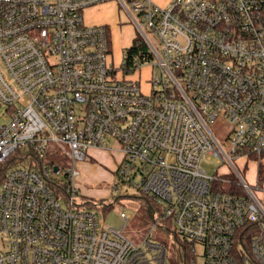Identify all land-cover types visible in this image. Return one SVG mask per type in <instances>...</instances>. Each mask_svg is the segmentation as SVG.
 I'll return each instance as SVG.
<instances>
[{"label":"built area","instance_id":"2783aa9c","mask_svg":"<svg viewBox=\"0 0 264 264\" xmlns=\"http://www.w3.org/2000/svg\"><path fill=\"white\" fill-rule=\"evenodd\" d=\"M108 1L0 0V264H166L163 219L188 264H264L263 199L244 177L264 156V0H116L156 59L147 91L111 63L109 26L83 20ZM50 143L67 167L40 161ZM90 148L116 152V176L159 206L140 240L75 202ZM211 157L226 170L206 174Z\"/></svg>","mask_w":264,"mask_h":264},{"label":"rangeland","instance_id":"374dc122","mask_svg":"<svg viewBox=\"0 0 264 264\" xmlns=\"http://www.w3.org/2000/svg\"><path fill=\"white\" fill-rule=\"evenodd\" d=\"M154 1L162 4L166 0ZM83 20L85 23H106L109 26L112 43L111 55L109 57L111 63L116 66H120L124 60L126 48L131 45L135 37L140 36L129 14L122 6L117 4L116 0L87 7L83 11ZM148 35L152 41L155 40L153 33H149ZM155 62L156 59L153 58L150 62L136 68L130 75L140 81V86L143 91H147L148 89L147 79L159 73L158 66L156 64L153 66ZM227 128L228 122L224 120L217 121L212 126V129L220 138L224 136ZM112 143L113 139L109 138L108 146H112ZM61 148L64 150L67 158H69L67 155L68 146L64 144ZM20 156L18 152L15 154V157L20 158ZM119 159V155L108 148L88 149L85 159L77 161L76 163L79 174L76 177L78 192L75 195V202L77 204L82 203L85 207L94 211L102 227L120 228L123 226L122 233L132 240L138 241L149 232L151 223L146 227L145 234L142 237H137V232L132 226L131 221L138 215L141 205H146V201L139 191L133 186L122 182L116 176L115 169ZM241 162L239 160L237 164L239 165ZM254 163L255 161H248L244 176L251 186L256 184L257 166H254ZM200 167L208 175H214L215 173L226 170L224 166H219L215 157L202 159ZM50 179L55 184L67 182V177L62 172L60 174L52 173ZM61 202L63 203V199ZM88 202H91V204L88 205ZM262 202L264 206V201ZM125 217H128L127 221ZM163 224H165V221L160 225ZM153 230L155 239L161 241L162 238V240L169 243L173 242L172 233L170 236H167L166 230L163 227L158 226ZM150 234L152 235V232ZM196 249L199 251V248Z\"/></svg>","mask_w":264,"mask_h":264},{"label":"trees","instance_id":"16d2710c","mask_svg":"<svg viewBox=\"0 0 264 264\" xmlns=\"http://www.w3.org/2000/svg\"><path fill=\"white\" fill-rule=\"evenodd\" d=\"M153 59L151 51L148 49L147 44L141 39L140 36H137L132 41L131 45L125 50V58L122 61L123 71L126 73H133L136 68H139L143 64L150 62ZM20 150H16L15 154ZM15 154L12 157H15ZM68 159V160H67ZM40 161L46 162L51 166L57 167L59 169L65 168L69 164V158H67L64 150L56 143L48 144L45 154L40 158ZM25 163L31 165L28 161H21L19 164ZM22 164V165H25ZM12 165L11 163H6L2 166V174L6 171L8 167ZM65 165V166H64ZM264 178V164L258 163L257 166V181L261 183ZM222 189H227L226 186H221ZM146 201V205H141V209L138 212L136 218L132 222V226L137 232V237H142L146 232V227L152 221V210L160 212L159 206L151 200L147 195H142ZM91 202H88L90 205ZM165 226V232L167 236H170L172 233L173 242H167L162 240L165 243L168 251L167 262L166 264H188L189 258L191 257L189 250V243L184 241L176 232L174 227L171 225V222L167 219L161 220V223ZM167 224V225H166ZM162 227V225H159ZM260 227L254 225L252 227L253 233L259 231ZM164 233V232H163Z\"/></svg>","mask_w":264,"mask_h":264},{"label":"crops","instance_id":"0c3cea01","mask_svg":"<svg viewBox=\"0 0 264 264\" xmlns=\"http://www.w3.org/2000/svg\"><path fill=\"white\" fill-rule=\"evenodd\" d=\"M95 23V22H94ZM93 22H91V23H88V24H94ZM104 24H106V23H104ZM107 25V24H106ZM90 149H100V148H90ZM89 149V150H90ZM262 164H264V156H263V158H262V162H261ZM254 166H258V163H254ZM256 169H257V167H256ZM257 172V171H256ZM255 183L256 184H254V185H256L257 187H258V195L260 196V197H262V199H263V201H264V178H263V180H262V182L261 183H258V181H257V173H256V181H255Z\"/></svg>","mask_w":264,"mask_h":264}]
</instances>
